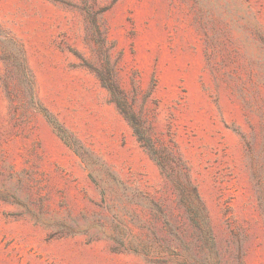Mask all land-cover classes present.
Masks as SVG:
<instances>
[{
	"label": "rangeland",
	"instance_id": "374dc122",
	"mask_svg": "<svg viewBox=\"0 0 264 264\" xmlns=\"http://www.w3.org/2000/svg\"><path fill=\"white\" fill-rule=\"evenodd\" d=\"M0 264H264V0H0Z\"/></svg>",
	"mask_w": 264,
	"mask_h": 264
}]
</instances>
